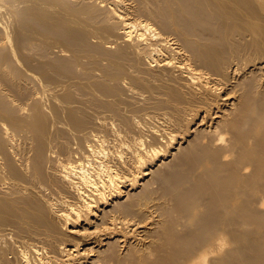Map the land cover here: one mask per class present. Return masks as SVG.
Masks as SVG:
<instances>
[{
    "label": "bare ground",
    "instance_id": "obj_1",
    "mask_svg": "<svg viewBox=\"0 0 264 264\" xmlns=\"http://www.w3.org/2000/svg\"><path fill=\"white\" fill-rule=\"evenodd\" d=\"M123 1H121V2H123ZM134 1L135 0H133V3H134ZM140 1H142V3H139ZM104 2H107V1H101V0L100 1H98V0H0V31H1V28H2V31H4L6 29L5 27L2 26V25L6 24L3 21L4 18L2 16L4 8L9 11V12H7L8 16L10 13L12 16H19V18H20V19H18V22L16 21V23H15L16 26L14 28V31L9 32V34L11 33L9 36H13V37L16 36L14 38V43H15V46L18 48V54L15 53L16 54L15 55L14 53H10V51H8L9 48L7 49L6 45H7V43L9 44L10 39H9V41L7 40L9 37L6 34H4V32H1V34L3 33L6 36L3 37V39H1L2 37H0V39H1L0 40V226L9 225V227H11V228L13 227L14 229H16V233L18 232L16 234V233H14L15 231H13L15 236L18 234H19V236L25 235L27 237V239H29V241L31 240V243L34 241L35 242L38 241L39 243H41L43 245V248L48 250V252L50 254L52 253L54 255V253L57 252V250L61 249V248L64 250V251H62V253H63L62 257L63 258H61V259L56 258V257H53L52 254L50 255L47 251H46L47 253H44L43 249L41 250V248L37 245L38 244V242H37V244H35V245L38 248H40V250L43 251L44 254H46V257H42L43 254L33 244L34 246H32V247H36L37 249L34 248V249L30 250L31 251L30 253L37 254V255H35V258L42 255L41 257H39L40 262L37 264H84L83 263L84 261L82 259V256H83L82 253L83 252L78 251V254H74V251H77V248L80 246L81 242L78 243V241H77V243H74L72 245V244H70V240H68V241L66 240L67 242L64 241V243H63V240L61 239L62 240L61 241L60 238H58V237H60L59 234L63 235L64 232L61 233V229L59 230V227L61 228L62 225L58 226L55 223L56 221L54 220V217L57 214L55 216H53V214H54L53 205H55V203H53L51 199H52V197L54 198L55 194L58 195L57 193H59L58 191L60 190V191H63V193L66 192V194H68V196H70V197H73V199L75 198L74 200H77L78 202H80V201L82 202V207H79L80 205H77V203H76L77 201H75L73 203H69L71 205H69V204L67 205V203H66L67 208L65 210L61 209L62 211H65V212H63V213L60 212V214L56 217V219L59 218V220L63 221L64 224L66 225V227H65L67 230V232L65 231L66 233L71 234V235L73 234V236H81L83 238L82 239L83 243H84V241L86 243V240H87V242L89 240H91V241H93V243H95V244L99 243L100 245H103L105 241H106V244L107 243L109 244L111 241V244H114L116 247L120 246V244H122V245L124 244V246L130 245L129 249H130V247H134V248H132V249H134L132 251H133V253H136V256H134L136 259H133L137 262L135 264H264V218H263L264 216H262L263 219H261V217L258 216V215H264V201L259 203L258 199H257L258 201L254 200L255 202L257 201L256 206H254L255 204L253 202V199H255L253 197H255L256 192L264 191V87H263L264 85H263V82L255 84L251 90V93L247 92L248 88L251 89V84H250V87L236 85V87L238 86L237 88L235 87V85H233L240 78L239 76L241 74H243L242 72H245V69L248 68V66L250 64H253V65L258 64L259 66L264 64V61H263L264 60L263 59L264 58V0H136V2L139 3V5L136 4V7L138 6V8H140L139 10H137V13H138V11H139V13H140V11H142V12H144L145 15L147 14L146 15L147 17L149 16L148 18H150L152 16L153 19L154 18L156 19V20L154 19V21H153L151 18L150 21H152V22H156V21L158 22V20H159L158 23L160 24V22H161L160 25L162 27L160 25H158V27H161L160 29H163V31L164 30L166 31L167 29H169L167 31H170V29L172 30V28H175L178 31V32L177 31L176 32L180 34V35H178V34L177 35L179 37L181 36L182 40L184 39L185 45L187 46V48H189V50L187 49L184 51L186 52V51L191 50L192 52L191 53L189 52V53L190 54L193 53L195 55V58H197V60L199 62H202V64L204 65V68L206 69V71H202L201 70L202 68H201L199 70H201L202 72H200V71H197V67H195V69L193 68L194 66H198L197 64H199L198 61H197L198 63L196 64V62H195L196 59L193 57L194 55H191L192 59L194 61H192L191 56H189L191 61L193 63L195 62V64H196V65L193 64L192 68L190 66L192 63L191 64L189 63L190 64L189 65V64H186L187 62L185 63V61L183 60L184 65H182V66L186 65L185 69H187V71H185V74L187 73L185 75V77L187 79L184 78L185 81L186 80H191V81L200 80L199 81L200 82V89L199 90H201V92L199 91L198 94L196 93V92H198L197 91L198 89L196 87L197 85H196L195 86L196 91H194L195 93L193 92L191 94L192 98H190L192 100H195L198 103V105H196L195 101L191 100L194 103H193V105H190L191 110L188 109L189 113L193 112L192 108H194L196 106L194 108V109L197 108L196 110H194V112L196 114H194V115L196 117L199 116V118L201 120L200 124L201 123L205 124L206 122L209 123L208 126L215 124L214 128L221 127L219 129H222V125H226V126H223L224 128L226 127V129H223L222 131H220L218 129H216V131H212L214 135L217 134L216 135L217 139H215V137H214V139L219 141V144H217L218 146L215 145L213 147V142L211 143L212 145L210 144L211 146L208 144L201 145L198 148L196 146L195 148H193V150L196 148L198 150H196V151L194 150L195 153L192 150V152H191L192 155H190V153L188 154V152L191 151L189 149V151L186 153L188 154L189 158L192 156H193V158L189 159L188 162H187V159L185 158L188 156H185V157L182 156L185 158L186 163H189L190 165L184 163L185 161L184 162L182 161L181 166L182 165L185 166L186 169L189 166L188 169L185 170L184 169L185 167H183V170H185V171H182L181 168H179V167H181L179 165L178 168L181 170L179 173H181V174H178L177 176L176 175L173 176V177H175L173 179L169 176L170 177L169 180H175L176 179L177 181L175 180V182H174L175 184H172V182L169 181L171 183V185L169 182H167L166 185L169 184L168 186H170V188L167 186L169 190H167V191L165 190L167 193L169 191V193H168L169 195H167V196H170L172 199V202L173 203L175 202L176 205H174L172 202H170V203H172V207L169 205L166 206V203L168 204V202H165V204L163 203L164 206L162 204L158 203L160 201H158L156 203V201H154V200H152V198H150V193H148V191H146L145 193H142V194L140 193L141 195L137 194L138 197H136V198H134V196L130 194L134 198V201L132 200L133 198L130 199V200H132L133 203L131 201L129 202L127 200L128 204L126 202L125 205L121 204L120 206H117V207L112 206V208L109 210L105 209L111 205V203H109V201L112 202L114 200L113 198H119V197L123 196L124 193L122 192V185L127 184V186H129V187L131 186V189L135 188V186L137 185V183L139 181L137 178L138 176L137 177L131 176L128 178L127 175H126L127 177L124 176L125 175L124 173H126V171L125 172L123 171L124 175L121 176L120 174H122V173H118L117 171H114L113 170L114 168L112 169L111 165H110V167L105 166V165H109L110 162L109 163L106 162L107 164H105V165H98L97 164L99 167L96 168L97 170L95 169L94 171L88 169V166L90 164L92 165L94 159L97 160V158L101 157L100 155L103 154L104 150L101 151V148L99 149V147L97 146L98 142L97 143L95 142L94 144L98 147V149L102 153L99 152V150L96 147L94 148V146L91 145V143L90 144L85 143L84 136H83L84 134H82V132L87 131V130H84L85 129L84 127L87 126L88 130H89V128H91L92 126L94 127V125L91 124L92 121L90 122L89 119L86 118L87 114L89 115V113H87L86 116L82 117V111H81L82 109L79 110L77 108L80 106L79 100H81V99L76 100L78 97H76V95L74 96L72 93H70V91L72 90V92L76 93L75 90H77V89L82 90V88H84L82 90V93H80V94H83V91L85 92L88 90L89 93H91L90 95L93 96V94L95 93V90H97L98 94L101 93L99 95L100 97L103 94L108 96V101H107L108 105L105 104L106 105L105 106L104 103H102V105H103V106L101 105L102 109H103V107H107V108L109 107L108 109L111 108V110H112V109H114V105L116 104L113 102L114 104L110 105V103H112V98L117 97L118 90H119V93L121 94V92H120L121 87L120 86H121L122 82L125 81V79H127V78H128V80L131 79L133 81L131 83H133L134 85H137L138 87L141 86V87H143V89H146L147 91L148 90L151 91L153 88H156V87H153V86L151 87L150 81L155 82V78L157 76L156 77L154 76L155 78H152L153 79L152 80L149 78H151V76L153 77V75H156V73L152 74L151 76L149 74L150 77H148V78L144 75L147 78V80L148 79L150 80L149 81L150 84H148V82H146L149 86L145 85L146 83L144 84V82H145V81L143 82L144 76L142 75V73L144 71L142 72V69L144 68L143 70H145L148 65L151 66V63L150 64H148V63H149V60L153 58V56H146L147 54L144 52L146 54L145 55L146 58L143 57L144 56L143 51H145V49L144 50L142 49V51H141L140 47H141V45H142V48L144 46L143 45L144 33L140 32V31L135 32V30H137L136 28H138L139 30H140V28H141V30L146 29V32H147V30L151 32V30H149L150 28L152 29V27H150V24H146V23H148L147 21L146 22H144V21L139 22L138 21L141 24H137L136 19L138 17L136 18V16H135L134 18H136L135 19L136 21L135 20L133 21L131 19L132 16L129 17L130 14L129 15L125 14L124 13L125 11L123 12V10L121 9L122 7L120 8V10H122V12L118 9L120 7L117 5V4H119L118 0L113 1V3L115 2L114 4L110 1L112 5H109L110 4L109 1H108V5H105L106 3H104ZM131 2H132V0H131ZM142 4H146V6H149V7H147L148 10L144 9L145 5H142ZM132 6H134V5L132 4ZM132 6H130V7L132 8ZM143 6H144L143 9L146 12L149 11V13H152L153 15H149V13H146L141 8ZM124 7H126V5ZM136 7L134 9L132 8L134 10V12H135ZM129 8H126V9H129ZM131 10H127V12L128 11L131 12ZM142 12L140 14L138 13L140 15V17L143 14ZM4 14H6V13H4ZM138 14H137V16H138ZM134 15H136V14H134ZM4 17H6V16H4ZM14 18H16V17H14ZM157 18H158V20H157ZM9 19H11V18H9ZM202 21L203 22L209 21V22L213 23L214 29L216 30L215 32L216 33L218 32V34H220V36L218 34L216 36L215 32L213 31L214 29L212 30V28H210V26L208 29H211L209 31L214 32L213 36H211L212 33L209 36H207L208 33H210L209 31L207 33H204V35L201 34L200 32H203V29L205 27H202V29H201L200 26H204L205 24L206 25L209 24V23L207 24L205 22H204L205 23L204 24ZM200 22H202V24ZM137 25H139L140 28L137 27ZM156 25H154V27ZM205 29H207V26ZM117 30H119V31H117ZM154 31H155V28H154ZM118 32H119V34H118ZM159 32L158 33L156 32V35L159 34V36H160ZM115 33H116V35H115ZM134 33L135 34L137 33V34L134 35ZM199 33H200V35H202V37L203 36L207 37L206 38L207 40L204 37L202 38L201 36H199L201 38L200 42L202 39L205 40V41L202 40L203 41L202 43L197 41L195 38H194V40L192 39V37H194L195 35H199ZM173 34H174V32H173ZM114 35L115 36L120 35V37H115ZM152 35H155V34H152V32H151V36L150 35L149 36L152 37ZM177 35H176L175 39H177V37H178ZM108 36H110V37L114 36V37H111L112 39H109V40L114 41V39H116V38L120 39L122 37L126 42L124 41L123 43H120L119 45L116 43L117 48H115V47H112V48L113 49L115 48V51H117L116 49H118V48L120 50L116 53H113V50H111V49L109 50L108 47L106 48V46H107L106 42H105L106 44L104 47L102 45H99L97 41H96L97 44L93 43V41H92L93 38H98V39L100 38L101 41H103L102 39L107 38ZM133 36H134V38H133ZM136 36H137V39L133 40V43L136 41L135 42L136 44L134 43V46H133L132 45L133 43L130 44V41L132 42V39H135ZM162 36H163V34L161 35V37ZM110 37H108V38H110ZM146 37H148V36H146ZM161 37H159V39ZM122 38L118 42H122L123 41ZM153 38L154 37H152V40H154L155 38L157 39L158 37H155L154 39ZM150 39L151 38H149V41H150ZM156 39H155V41L159 40V39H157V40ZM109 40H107V41L109 44H111V41H109ZM165 40H167V38ZM165 40L164 41L162 40L163 41L162 45H164V43L166 44ZM182 40H180L179 42H183ZM159 41H157V42L159 43V46H160V44L162 42L160 41L161 42L160 43ZM172 41L176 42L177 40H172ZM114 42H116V41H114ZM146 42H148V41H146ZM157 42L155 43L154 41H151L150 43H153V44H150V43H148V44L153 45V47H154V44L156 45ZM167 42H169V41H167ZM121 44L122 45L123 44H126V45L130 44V46L132 47V49H131L132 51L125 49V48H128L129 45L126 47V46H122ZM162 45L159 47V49L155 48V47H157V46H155L154 47L155 49L153 48V50L160 51V48H162ZM166 45H164L165 49L169 48V47H166ZM179 45H180V43H179ZM167 46H169V44ZM13 47L11 49H13ZM121 47H123V48H121ZM177 47H176V49H177ZM179 47H181V49H182L183 45L179 46ZM4 48L6 49V51L3 50ZM130 48H128V49H130ZM149 48H151V47H149ZM171 48L172 47H170V49ZM57 50H58V52H57ZM153 50H150V52ZM175 51L179 52V51L174 50V49L171 52H175ZM181 51L183 52V50H181ZM15 52H16V50H15ZM56 52L58 54L61 53L63 56L66 55L68 58L59 57V55H57ZM176 52L174 53L175 55L177 54ZM66 53L68 55L70 53H72V56L70 57ZM152 53L153 52H151V55H153ZM180 54L177 55L176 59H180L178 57L183 56L182 53H180ZM166 55L167 54H165L164 57ZM101 57L107 59V61L109 62L108 66H104L102 64V62H104L105 59H103L101 61V59H100ZM167 57H168V55H167ZM167 57H165V59ZM89 59L93 63V66H92L93 68L91 67V70H90V68L86 69L87 68L86 63L89 61ZM158 59H160V57ZM158 59L156 58V59H154V61L159 64L158 65L159 70H161L160 67H171L172 66V63L169 60L160 61ZM171 59H172V57H171ZM176 59H174V60H176ZM190 59H188V60H190ZM260 59H263V60L261 61ZM85 60H87V62ZM188 60L186 59V61H188ZM258 60H260V61H258ZM145 61H147V63ZM179 63L182 64L181 62H179ZM82 64L83 65L85 64L84 66H86L84 69L81 66ZM87 64H90V63H87ZM146 64H148V65H146ZM77 65H78L77 70H80L82 68L84 71L82 69L80 71H76ZM79 65L81 68L79 67ZM141 65H143L144 67ZM154 65L156 66L157 64L154 63L153 66ZM253 65H251V66H253ZM154 67H148L147 69L153 68V70L155 71ZM180 68H179V70H182V68L181 69ZM93 69L96 72L98 70V73H99V71H101L105 77L102 74V78H101V75H100V78L98 76L99 79H102L101 81H98L99 80L98 78H97L98 80H93L94 79L93 75L96 73V72L94 73ZM259 69H262V68L259 67ZM131 70L132 71L135 70V73L139 74V75H129V72H132ZM164 70H162V71H164ZM167 70H170V71L166 72L170 76L171 73L169 74L168 72H171L172 70L171 69H167ZM177 70L175 72L172 71L173 72L172 74L179 71V70L178 71ZM81 71H83V72H81ZM147 71H149V70H147ZM162 71H158V72L161 73ZM92 72H93V75H92ZM181 72H180V74H182ZM98 73H96V74H98ZM39 74L41 76V77L39 76L40 78L38 77ZM164 74H165V72H164ZM176 74H178V73H176ZM263 74H264V71H263ZM161 75H162V73H161ZM94 76L96 79V75H94ZM165 76H166V74H165ZM169 76H166L169 79L167 81V84H169V82H171L172 80L177 81V78L180 77L181 75L180 76L177 75L178 77L177 78L174 77L172 80L170 78H172L173 76L171 75L172 77L170 76V78H169ZM174 76H176V75H174ZM253 76H255V74ZM92 77H93V79H92ZM103 77H104V79H103ZM158 77H157V79H159V81L156 80L157 84H159V82L166 84V81H165L166 77L164 79L159 75H158ZM163 77H164V75H163ZM160 78H162L163 80L161 81ZM61 79L64 81H62ZM72 79H73V81H71ZM79 79H83V81L85 80V83L87 82L86 85H87L88 89H85V86H86L85 83H83V81L79 80ZM37 80L40 81L39 84H41L42 86L43 85L45 86L46 83L53 84L54 88L53 87L51 88L49 84H48V87L46 85V88L42 87L43 89L48 88V90L51 89L55 92V93H53V91H52V93H53L52 99L50 96L52 93H50V95H49L46 91H44L43 89L42 90L48 94L47 96H50L49 98L51 99V102H52V110H53V113L55 114V116L57 117L56 119H58V118L60 119V116L66 117V119H63L64 122L63 121L62 122L58 121V122L61 124H66V125L71 126V128L76 133L73 132L70 135V132L68 131L69 133L66 135L65 134V133H67L66 131L63 132L62 129L59 130L55 125H52V124L47 125L48 122H47V111L46 110L49 109V107L47 108V106L42 105L43 102L40 101V99H41V97L43 98V96H41V97L37 96L40 99L36 98V95H39L40 90H41L40 88L38 89L39 91L34 90L35 87L36 88L38 87L37 86V84H38ZM180 80H182V78ZM203 80H204V82H203ZM243 80H245V79H243ZM248 80H246V81L248 82ZM33 81H35V85H33L34 84ZM80 81L83 84L77 83ZM127 81L125 82L126 84H127ZM176 81H174V82L176 83ZM30 82L31 83L33 82L32 85L35 86V87H33L31 85L33 87V89L30 88ZM111 82H113L115 84L112 86L111 84H109ZM129 82H130V80H129ZM172 82H171V84H172ZM174 82L172 85H174ZM177 82H178L177 84L180 83L179 79ZM162 83H160V84H162ZM54 84L55 85L58 84V85L55 86ZM133 84H131V85H133ZM157 84L154 86H157ZM163 84H162L161 88L164 87ZM177 84H175V86ZM188 84H189V86H191V85L194 86L193 85L194 83L193 84L187 83V85ZM243 84H245V82H243ZM118 85L120 88H118ZM128 85H130V83ZM152 85H153V83H152ZM172 85H170V87H172ZM185 85L183 83L182 87L184 86V88L190 89V87H188L187 85H186L187 87H185ZM198 85H199V83H198ZM230 85H232V86H230ZM239 85H240V83H239ZM227 86H229L231 89L229 88L230 89L229 93L227 92V94L225 96H222V98H221L220 97L221 95H219V94H221L222 92L219 93V91H221V90L224 91ZM39 87H40V85H39ZM73 87L75 88V90ZM123 87L125 88L124 85H123ZM127 87H126V89H128ZM157 87L160 88V85ZM178 87H181V86L179 85ZM246 87H248V88H246ZM89 88H91V89H89ZM131 88H132V86H131ZM164 88L166 89L167 87H164ZM198 88H199V86H198ZM63 89L68 91L64 95H62L60 93V92H63V91H61ZM156 89H155V91L158 90V89L157 90ZM160 89H159V92H163V90L162 89L160 90ZM168 89L171 92L170 95L174 99H175V97L177 99L178 96H180L178 94L177 90L172 89V88H167L166 90H168ZM51 90H49V91H51ZM81 90H79V91L81 92ZM141 90H140V92H141ZM166 90H165V92L167 93ZM180 90H182V89L179 88V91ZM183 90H184L183 92L187 91L186 89H183ZM35 91H36V93H35ZM91 91L94 93L92 94ZM150 91H149V93L154 94V89H153V93ZM86 93H88V92H86ZM132 93H134V92H132ZM157 93H158V91H157ZM166 93H165V95H166ZM216 94L218 95V97H217L218 99L217 98L215 99ZM250 94H251V98L248 99ZM77 95H79V94H77ZM84 95H85V93L83 94V96ZM104 95L102 96L103 99L106 97ZM150 95H149V98H150ZM159 95L163 96L161 94H159ZM185 95H188V94L185 93ZM185 95H183V96H185ZM47 96H46L45 102L48 101ZM73 96L76 98V99H74L76 101L72 100V98H74ZM99 96L98 97L96 96V97L99 98ZM84 97H86V95ZM87 97L89 98V96H87ZM102 97L99 100L98 99L92 100L93 98L92 99L89 98V99H91L93 101V103H95L94 105H96L97 101H98V103L101 102ZM110 97H111V101H109ZM126 97H128V96L126 95ZM186 97H182L181 99H185ZM44 98H45V96H44ZM79 98H82V97H80V95H79ZM86 98H85V100H86ZM88 98H87V100H88ZM115 98H113V100H116ZM118 98H119V95H118ZM123 98H124V96H123ZM156 98H155V100H156ZM160 98H159V100H161ZM37 99L39 100V103L42 102L41 105L38 104ZM43 99H41V100H43ZM94 99H95V97H94ZM105 99H107V98H105ZM105 99H104V101L106 102ZM187 99L190 100L189 98H187ZM240 99H241V101L246 100V99L249 100L248 103L246 100L247 105H245V106L243 105L241 113H239L240 109L237 110L238 107L241 106L240 104H242ZM85 100L83 99V102L90 103L89 100L88 101L87 100L85 101ZM118 100H120L119 103L122 101L121 99H118ZM123 100H125V99H123ZM150 100H153V99L150 98ZM92 101H91V103H92ZM104 101L102 100V102H104ZM129 101H131V100H129ZM77 102H78V105H76V108H75V106H73V105H75L74 103H77ZM180 102H181L180 104L182 105L183 104L182 101H180ZM185 102H186V99H185ZM119 103L116 104L115 107L118 105V108H119ZM165 103L162 102L161 105L162 104L164 105ZM187 103L188 102H186L185 104H187ZM169 104H171V103H169ZM189 104H190V102H189ZM89 105H92V104H88V107H90ZM94 105L92 107H94ZM82 106H83V104L81 105V108H82ZM101 106H100V104H98V106L96 105V107H101ZM136 106H138V105H136ZM157 106H159V105H157ZM166 107L167 106H165L164 109ZM177 107H178V104L176 106V109H178ZM181 107L182 106H179V109ZM183 108L187 109L186 107H183ZM91 109H93V108H91ZM171 109L173 110V112H175V114H177L176 111H174L173 107ZM28 110H29V112H27L28 114H26V111H28ZM89 110H90V108L88 109V111ZM98 110H99V108H98ZM111 110H109V111H111ZM118 110H113L111 112L114 113V111H116L115 113H117ZM181 110L183 111V109H181ZM188 110H186V111H188ZM236 110L239 114H237ZM30 111H31V113H30ZM83 111H85V109ZM100 111H101V109H100ZM102 111H104V110H102ZM186 111H183V112H186ZM48 112H50V111H48ZM106 112H108V111H106ZM120 112H118V116L120 115L119 114ZM177 112H179V111H177ZM115 113H114V115H115ZM50 114L51 113L48 114V117ZM79 115H81V117ZM177 115L180 116V114H177ZM177 115H176V117H177ZM97 116L99 117V115H97ZM115 116H117V115H115ZM121 116H119V117H121ZM125 116H126V114H125ZM125 116H123V117H125ZM98 117H97V119H98ZM180 117H182V114ZM188 117H186V118H188ZM119 119H121V118H119ZM122 119H124V118H122ZM177 119H179V117H177L175 120H177ZM61 120H62V118H61ZM99 121H102V120H99ZM99 121L98 122L93 121V122L100 125L101 122H99ZM182 121H183V123H185L184 119H182ZM123 122L125 123L124 120H123ZM168 122H169V120H168ZM187 123H188V121H187ZM96 124H95V127H96ZM173 124H175V123H173ZM200 124L198 123L197 125H200ZM89 125H91V127H89ZM176 125L179 126L180 122L176 123L174 126L176 127ZM216 125H217V127H215ZM48 126H51V128L53 127L54 129L55 128L58 129L57 135L58 136L60 134L62 135V137L60 136L61 137L60 140L66 139L65 136L63 137V135L72 136V135L76 134V136H74V137H76L77 138L76 140L79 141L80 147L78 146L77 141H76L77 142L76 144H77L78 148H80V150H81V151L79 150V152H81L80 157L81 156L82 157L77 160L78 155L76 156V158L73 154L71 155L72 152L79 153L77 151L78 150L77 148L73 149V147H72L73 144L75 143V140L73 141V139L71 140V142L73 141V144L72 143L70 144L68 142L66 143V142H64L65 140L63 142L68 144V145H71V147H72L71 149L72 150L76 149V151H70L69 150L71 153H69L67 151V154L66 153L64 154V152H66L65 150L66 149L68 150V148L63 147V146L66 147V144H64L62 147L60 146L61 150L65 149L64 152H62L63 150L62 151L59 150V148L57 149V147H58L57 143L60 142V140H58L60 137H58L57 135L56 136L53 135L50 137V135L52 134L50 132H54V131H53V129H51ZM187 126L185 125V127H184V125H183V128H185L184 129L185 132H188V133L192 132L193 127H191L190 129L188 128V130H187L186 129ZM195 126H196V123H195ZM104 127H105L104 125H102V127H101V128H103L102 129L103 131L105 129ZM128 127H129V125H128ZM179 128H181V127L179 126ZM183 128L180 129V130H182V132H184ZM197 128L198 127L196 126V129ZM26 129H28V133H30V135H28V136L33 135L32 136V137H34L33 140L34 141L36 140L35 142H31L33 144L36 143L35 146L34 145L32 146V144H31V146L33 147V148H31L32 153L27 152L23 145L22 146L26 152H23L24 150H21L22 147H21V149H18L19 148L18 146L20 145L19 143L21 142V140H19L17 147H16L15 143L13 142V140L15 139L14 136L16 134L19 135L24 130L26 131ZM50 129L52 131L49 132ZM56 129H55V131H56ZM112 129H113V127H112ZM196 129H195V131L198 132ZM91 130H93V129H91ZM91 130L89 131V135L91 133ZM100 130H99V132H100ZM202 131H204V130L202 129ZM122 132H124V131H122ZM28 133H26V135ZM49 133H50V135H49ZM206 133H209V132H206ZM156 134H157V132H156ZM185 134L182 133L183 136ZM213 134L210 133L209 135H213ZM152 135H151V137H152ZM164 135H166V134L163 133V136ZM167 135H169V134H167ZM10 136H11V138H10ZM12 136H13V138H12ZM19 136H17V138H19ZM70 136L67 137L68 139H66V141H68L70 139ZM91 136H92V133H91L90 137ZM93 136H94V134H93ZM104 136L102 135V137H104ZM172 136L173 135H170V138L168 137L169 140L170 139L172 140L173 138L176 137V135H175V137L173 136V138H171ZM213 136H211V137H213ZM49 137L54 138V139H52L54 141V142H52L53 145L57 141V143L53 147H55L57 149L56 151H58V152L61 151L62 155L64 154L63 157L66 158V160L64 159V161H67V157H70V155L72 156V158L74 156V158L76 160L75 159L73 160L70 157L66 163L64 162V163H61L59 165L58 161H56V160H57V156H60L61 154L60 153L58 154V152L53 150L55 148L50 149V147L52 146V144H50V141H52V140L50 139V141H49L48 140ZM100 137H101V135H100ZM100 137H99V141L101 140V142H106L107 139L105 141H102V139H101L102 137L101 138ZM161 137H162V135H161ZM24 138H26V140H27V136ZM29 138L27 141L32 140L31 138L30 139ZM92 139H95V137H93ZM97 139H95V141H97ZM112 139H114V138H112ZM214 139L212 141H214ZM23 140H25V139H23ZM128 140H130V139L128 138ZM113 141H115V140H113ZM166 141H167V138H166ZM15 142H17V141H15ZM142 142H143V140L141 141V143ZM172 142H174V141H172ZM26 143H24V145ZM108 143H109V141H108ZM108 143H107V145H108ZM169 143L170 142H168L167 144H169ZM216 143H218V142H216ZM21 144H22V142H21ZM76 144H75V146H76ZM141 145H140V147L142 148L143 145L142 146ZM197 145H199V144H197ZM31 146L28 145V148ZM101 146H103V145L100 144V147ZM132 146L135 148V147H137V144H133ZM25 147H27V146H25ZM67 147H69V146H67ZM127 148H129V151H128L129 154L130 153L132 154V152H130V150L132 148H130V147H127ZM69 149H70V147H69ZM135 149H140V148L138 147ZM179 149H180V147H179ZM225 150H227V151H225ZM137 151H136V153H137ZM139 151L138 152L140 154L141 150H139ZM159 151H158V149H153L152 150L153 153H151V151H150V153L152 155L154 154L155 156H153V157L157 158V156L159 155ZM148 152L146 150L147 155H150ZM98 153H100V155H97ZM144 153H142V154H144ZM227 153H229V154L227 155ZM68 154H69V156H67ZM161 154L163 156L164 153H161ZM194 154L197 156H194ZM229 155H230V157H229ZM96 156H99V157L96 158ZM130 157H132V155H130ZM133 157H134L133 161L134 162L136 161V163L133 162L135 164V167H137L138 163L143 164L144 162H147V161H144L146 159L149 161L147 156H146L147 158L145 156H143V158H142V156L139 157V156L134 154ZM144 157H145V159H144ZM149 157H152V156L150 155ZM60 159H62V158H60ZM128 159L131 160L130 158H128ZM128 159L127 160L125 159V160L128 161ZM183 159H180L179 163ZM244 161H246L245 162V164L247 163L246 165H250V164L252 165L250 168H253V166H254V168H253L254 170H253V172L251 171L252 172L251 174H245L244 172L240 173V171L237 172L238 170H236V168H238V166H240L242 164V162H244ZM177 162H178V159H177ZM101 163H103V162L101 161ZM145 165H141V166L142 167L144 166L143 168H145L146 167ZM175 165H176V163H175ZM128 166H131V165L128 164ZM132 167H134V166H132ZM138 167H139V165H138ZM175 167H177V165ZM240 168H242V167H240ZM167 169H165V170H167ZM245 169L246 168H244V170ZM144 171L143 172L141 171L140 173L143 174ZM121 172H122V170H121ZM145 172H147V170ZM140 178H141V176H140ZM65 181L67 183V187L64 184ZM63 184L65 185L66 188L63 187ZM176 184L179 187L173 186ZM62 188H65V189H62ZM149 189H151V188H149ZM149 189H147V190H149ZM157 192L160 193V191H157ZM60 193H59V195H60ZM157 194L158 193H156V195ZM161 194H159V195H161ZM161 196H163V195H161ZM59 198L57 197V199H59ZM180 198H182V199L180 200ZM183 198L185 201H183ZM262 198H263V196H262ZM158 199H159V196H158ZM165 199H167V198H165ZM59 200H64V199L61 197V199H59ZM59 200H58V202H59ZM175 200L176 201L180 200L182 202L177 201L178 202L177 203ZM65 202H68V201H65ZM62 205H63V203L61 204V206ZM63 207L64 206H62V208ZM102 208H104V209H102ZM171 209L173 211H171ZM150 211H152L154 213L158 212V214H159V215L157 214L158 217H160V215H161V217H160L161 219L159 218L160 219L159 222L152 221L151 223L154 222L155 225L159 224V227H160L159 228L160 231L157 229V231H159L158 233L160 234V239H159V241H157L158 242L157 247L158 246H160V248L163 247L164 251L168 250L167 253H172L171 255H169V256H172L171 258L167 257L168 254L163 253V251H162L163 255L165 254L167 258H162V257L157 258L156 257V258H154V259H157L156 262H153V260H151V258H150L151 252L149 253V251L146 249L147 246L149 247V245H147L146 247H144L145 245L139 246L135 243V241H131V239L134 238L132 236V234L135 232V227L137 226V225L136 226L133 225L131 223V220L133 219L135 221L136 218L134 219V216L139 217L143 220L144 216L146 217L147 213ZM175 211H177V212L179 211L180 212L179 214L181 216H184L187 219V224H186V231L187 232L185 231L184 233L183 232L179 233L178 230L176 231V228L183 225V224L181 225V222H180L183 220L179 219L177 215H176L177 217L174 216ZM171 212L173 215L170 214ZM171 216H172V218L175 217V218H173L175 220V223L179 219L178 223H176V224H179V222H180V224H179L180 226L178 225V227H174V222L172 221ZM162 217H164V220L162 219ZM139 218H137V219H139ZM176 218H178L177 221H176ZM61 221H60V224H62ZM70 222L71 223L73 222V225L70 224ZM81 222H84V224L87 225L86 227H84L85 229H79L78 228V226L81 224ZM147 225L149 226V224H147ZM139 227H141V226H139ZM183 227L185 228V226H183ZM2 228H3V226H2ZM5 228H7V226L4 227V229ZM146 230L148 231L149 228L145 227V231ZM152 230H154V229H152ZM179 230H180V228H179ZM62 231H64V230H62ZM136 231H138V230H136ZM7 232H9V231H7ZM229 232L231 234V237L235 236V238H237L236 241L233 240L234 237L231 238V240H229V238H230ZM9 233H8V236H10ZM14 234H13V236H14ZM2 236H4V235H2ZM15 236H14V238L16 240ZM150 236H153V235L150 234ZM20 238H22V237H19V240H17V241H20ZM67 238H69V237H67ZM12 239H13V237H12ZM24 239H25V237H24ZM24 239L22 238V242ZM15 240H14V242H15ZM60 241L63 243L64 247L62 245H61L62 247L59 245ZM233 241L236 242V245L233 243ZM10 242L12 243L11 239H10ZM10 242H9V244H10ZM153 242H152V244H153ZM229 243H230V245H231V243H232V245L234 244V246L231 245L233 247L232 252H230L231 249H229L230 248ZM87 244H89V243H86V245ZM3 245L4 244H2L0 249L3 247ZM13 245H14L13 243H12V247L9 245V248L10 247L13 248L15 246V245L14 246ZM18 245L19 244L17 243L16 247ZM28 245H30V242H28ZM59 246L61 248H59ZM109 246L107 247V245H106L105 247L109 249L110 248ZM4 248L9 251L8 247H4ZM18 248H19V246H18ZM30 248H31V246L28 248V250ZM91 248L89 251L94 250V249L92 250ZM160 248H158V249L160 250ZM5 249L2 248L1 249L2 251L0 250V264H15V263L17 264L16 261H18V260L16 258H18V257L15 258L16 260H14L15 261L14 262L13 259H10L8 257L9 253L5 252L4 251ZM16 249H14V250H16ZM17 250H16V252H17ZM28 250H26V251L28 252ZM83 251H85V250H83ZM19 252L20 251L18 250V253ZM110 252L108 254H110ZM229 252L231 254H229ZM18 253L17 254L15 253L16 256H19ZM24 254H25V252H24ZM57 255H58V253H57ZM57 255L55 253V256H57ZM84 255H85V253H84ZM105 255L108 256L107 253ZM13 256H14V254H13ZM20 256H22V255H20ZM26 256H27V254H26ZM23 257H25V256H23ZM27 257H26V260H27ZM77 257H78V259H77ZM84 257H86V256H84ZM110 257H109V259H114V260L116 259V257L120 258V256L118 254L112 255V253H111ZM33 258H34V256H33ZM104 258L106 259V257H104ZM18 259L20 260V258H18ZM29 259L32 261L31 257H29ZM100 259H101V257H100ZM102 259H103V257H102ZM167 260H168V262H167ZM93 261H95V259ZM100 261L102 262V260H97L96 262H92V260H91L92 264H97ZM26 262H27V264H33V262L30 263L29 260L25 261V263ZM104 262H106V260H104ZM124 262H126V261H124ZM34 264H36V263H34ZM99 264H101V263H99ZM117 264H122V262H120V263L118 262Z\"/></svg>",
    "mask_w": 264,
    "mask_h": 264
},
{
    "label": "rangeland",
    "instance_id": "obj_2",
    "mask_svg": "<svg viewBox=\"0 0 264 264\" xmlns=\"http://www.w3.org/2000/svg\"><path fill=\"white\" fill-rule=\"evenodd\" d=\"M98 1H100V0H98ZM101 1H107V2H104V3H106L105 5H108V1L110 2H112L113 3V1H115V0H101ZM119 2V4H117L118 6H120L118 9L120 10V8L123 10V12L125 13V14H127V15H129V17H131V19L134 21L137 17V24H141V23H139L140 21L141 22H148V23H146V24H150V27H152V29L150 28L149 30H151V32H152V34H155V35H152V37H158L157 39H159V37H161V35L163 34V38L161 37L159 40L162 42H160L159 40H157L156 38V40L157 41H159L161 44H160V46L163 44V41L167 38V40H165L166 41V44L168 45L169 44V46H167L165 43H164V45H166V47H169V48H167V49H165V47H164V45H162V48H160V51H157V50H153V48L155 47V46H157V47H155V48H158L159 49V43L157 42V41H155V39L154 40H152V37H150L151 36V32L150 31H148L147 30V32H146V29H144V30H141V28L139 27V25H137V27H139L140 28V30L138 29V28H136L137 30H135V32L137 31V32H142V33H144V36H143V45L145 46H143V48H142V45H141V51H142V49L144 50L145 49V51H143V57H145L146 58V56H153V58L152 59H150L149 60V63L148 64H150L151 63V66H149L148 64H146V65H148L147 66V68L148 67H154L153 66V64L155 63V64H157L155 67H154V69H155V71L153 70V68H149V69H147L146 67V69L145 70H143L142 69V75L144 76H146L147 78L148 77H150L152 74H154V73H156V75H153V77L151 76V78H149V79H152V78H155L156 76L158 77V75L159 76H161L163 79L166 77V76H169L166 72L167 71H170V70H167V69H171L173 72H175L177 69L179 70V68L181 67L182 68V70H177L178 72H176V73H178V74H176V73H174V74H172L173 72L171 71V72H168L169 74H170V76L172 77V78H170V76H169V78L172 80L174 77H178L177 75H181L180 77L182 78V80H180L181 78L180 77H178L177 78V81H178V79H179V84H177L178 82L176 81V80H174V81H176V83L174 82V85H172L173 84V82H172V84H171V82H169V84L170 85H172V87H170V85L169 84H167V81L169 80L168 79V77H166L165 79V81H166V84H163L162 82H159V84H157V82H156V80L157 81H159V79H157V77L155 78V82H153V81H150L149 79L147 80V78L144 76L143 77V82H144V84L146 83V82H148V84H150L149 83V81L151 82V87L153 86V87H156L157 89L159 88V87H157V86H159L160 85V88L162 87V84H163V86L164 87H167V88H172V89H175V90H177V92H178V94L180 95V96H178V98L176 99V97H175V99L170 95L171 94V92L169 91V89L168 90H166L164 87L163 88H161L162 90H163V92H159V89L157 90L156 88H153L154 89V94H151V93H149V91L150 90H146V89H143V87H141V86H137V85H134L133 83H131V82H133L131 79H129L130 80V82H129V80H128V78L127 79H125V81H123L122 82V84H121V88L119 87V85H118V88H120V92H121V94L119 93V90H118V94H117V97L115 98V97H113V98H115L116 100H113V98H112V103H110V105H113L114 103H116V104H118L119 103V101L120 100H118V99H121L122 101L119 103V108H118V105L115 107V105H114V109H112L111 110V108L110 109H108L107 107H103V109H102V103H104V105L105 104H107V101H108V96H106V95H104V96H106L105 98H107V99H105L106 100V102L104 101V99H103V95L101 96L102 97V100L104 101V102H102V100H101V102H99L98 103V101H97V106H98V104H100V106L101 107H96V105H94L95 103H93V101L92 100H99L101 97L99 96L100 94H98V91L97 90H95V93L94 92H92V94H93V96L92 95H90L91 93H89V91L87 90V91H83V94L85 93V95H86V97L87 96H89V98H93L92 100L91 99H89L88 97V100L90 101V103H88V102H83V99L85 100V98L86 97H84L83 96V94H80V93H82V90L84 89V88H82V90L81 89H79V90H81V92L77 89V90H75V88H74V90L76 91V93L77 94H79L80 95V97H84L83 99L82 98H79V95H77L76 93H74V92H72V90L70 91V93H72L74 96L76 95V97H78L77 99L74 97V98H72V100H74V99H76V100H78V99H81V100H79L78 102H79V104H80V106L79 107H77L79 110H81L82 111V117L83 116H86V114L87 113H89V115L87 114V116H86V118L87 119H89V121L91 122L92 121V125H94V127L92 126L91 127V125H89V127H91V128H89V130H88V127L87 126H85L84 128V130H87V131H83L82 132V134H84L83 136H84V141H85V143H87V144H90L91 143V145H93L94 146V148L96 147L97 149H98V147H99V149L101 148V151H103L104 150V152H103V156L102 155H100V153H98L97 155H100L101 157H99V156H96V158L97 157H99V158H97V160H93V163H92V165L90 164L89 166H88V169L89 170H92V171H94L96 168H98L99 166L98 165H105V164H107V163H109V165H105V166H107V167H110V165L112 166L111 168L114 170V171H117L118 173H122V174H120L121 176L122 175H124V176H128V178L129 177H131V176H135V177H137L138 178V183H137V185L135 186V188H133V189H131V186L129 187V186H127V184H123L122 185V192L124 193L123 194V196H121V197H119V198H113L114 200L111 202V201H109V203H111V205L110 206H108L107 208H105L106 210H109V209H111L112 208V206H120L121 204L123 205H125L126 204V202H127V200L130 202H132V200L134 201V198H136V197H138L137 196V194L138 195H141L142 193H145L146 191H148V193H150V198H152V200H154V201H156V203L158 202V201H160V202H158V203H160V204H162L163 206H164V204H165V202H168V204L166 203V206L167 205H169V206H171L172 207V199H171V197L170 196H167V195H169L168 193H169V191H168V193L166 192L167 190H169L168 189V187L170 188V186H168L169 184H167L166 185V183L167 182H172V184H175L174 182H175V180H169V178L171 177L172 179L173 178H175V177H173V176H177L178 174H181V173H179L181 170L182 171H185V170H187L188 169V167H187V169H186V167L185 166H181V162L183 161H185V158L187 159V162L189 161V159H191V158H193V156L192 157H190L189 158V156H188V154L190 153V155H192L191 154V152H192V150H193V148H195L196 146H197V148L199 147V146H201V145H206V144H208V145H210L212 142H213V147L215 146V145H217V144H219V141L218 140H215V139H217L216 138V135H214L213 134V132L212 131H216V129H218V130H220V131H222L223 129H226V127L224 128L223 126H226V125H222V129H219V128H221V127H217V125L215 126V127H217V128H214V125L215 124H212V125H210V126H208V124L209 123H205V124H200V122H201V120H200V118H199V116H195L194 114H196L195 112H194V110H196V109H194V108H192L193 110V112H190L189 113V110H191L190 109V105H193V103L194 102H192V101H195V100H192V99H190V98H192V93L194 92V91H196V87H197V91L198 92H196L197 94L199 93V91L201 92V90H199L200 89V80H194V81H191V80H186L185 81V79H187L186 77H185V75L187 74H185V71H187V69H185V67H186V65L185 66H182V65H184L183 64V62L185 61V63L186 64H189L190 66H191V68L193 67L192 65L194 64V65H196L199 61L197 60V58H195V55L192 53V54H190L192 51L190 50V51H184V50H189V48H187V46L185 45V43H184V39L182 40V38H181V36L179 37L178 35H180L179 33H177L178 31L175 29V28H172V30L170 29V31H167V30H169V29H167L165 32L163 31V29H160L162 26L160 25L161 24V22H160V24L158 23L159 22V20H158V18H157V20H158V22L156 23V22H152V21H150V19L152 18V20L154 21V19H153V17L151 16L150 18H148L145 14H144V12H142V11H140V13L142 12L143 14V16L141 15V17H140V13H139V11H138V13H137V10H139L140 8H138V6L136 7V4L137 5H139V3H142V1H140L139 3L138 2H136V0L134 1V3H133V0H132V2H131V0H118ZM121 1H123V2H121ZM111 2H110V4L109 5H112L111 4ZM122 4H121V3ZM127 2V3H126ZM130 4H129V3ZM115 3V2H114ZM113 3V4H114ZM126 3V4H125ZM144 3V2H143ZM132 4L136 7V9H135V12H134V6H132ZM123 5V6H122ZM126 5V7H124ZM142 5H145V8H144V6L143 7H141L142 9L144 8V9H146V10H148V8L147 7H149V6H146V4H142ZM114 6V5H113ZM130 6H132V8L130 7ZM130 7V8H129ZM140 7V6H139ZM125 8V9H124ZM126 8H129V9H126ZM133 11H132V10ZM143 9V10H144ZM122 10H120L121 12H122ZM127 10H131V12L130 11H128L127 12ZM5 11V12H4ZM4 11H3V14L4 13H6V14H2V16H3V18H4V22L6 23L5 25L7 26H5V25H2L3 27H5L6 29L4 30V31H2V28H1V31H0V37H2L1 39H3V37H5L6 35L9 37L7 40L9 41V39H10V41H9V44L7 43V49H8V51H10V53H16V54H18V48L15 46V43H14V38L16 37H13V36H9L10 34H9V32H13L14 31V28H15V26H16V21L18 22V19H20L19 18V16H12L10 13H9V16H8V13L7 12H9L7 9H5L4 8ZM145 11V10H144ZM134 12V13H133ZM146 12V11H145ZM146 13H149V11H147ZM134 14H136V15H134ZM137 14H138V16H137ZM11 15V16H10ZM149 15H153L152 13H149ZM4 16H6V17H4ZM136 16V18H134ZM8 17V18H7ZM14 17H16V18H14ZM147 17V18H146ZM9 18H11V19H9ZM141 19V20H140ZM135 20V21H136ZM156 20V19H155ZM15 21V22H14ZM139 21V22H138ZM152 22V23H151ZM203 22V21H202ZM202 22H200L201 24H202ZM205 22V21H204ZM203 22V23H204ZM136 23V22H135ZM199 23V24H200ZM205 23H209L208 25H206ZM204 24V26H200V28L202 29V27H205L206 28V26H207V29L209 28V26H210V28H212V30L214 29V24L213 23H211V22H205ZM143 24V23H142ZM145 24V23H144ZM156 25L155 27H154V25ZM200 24V25H201ZM158 25H160L161 27H158ZM155 28V31L158 33L159 31V33H160V36H159V34L158 35H156V32L154 31V28ZM12 30H11V29ZM204 28V29H205ZM175 29V30H174ZM200 29V30H201ZM203 29V32H200L201 34H203L204 35V33H207L209 30H211V29H205L204 30ZM153 30V31H152ZM117 31H119V30H117ZM174 32V34H173V32ZM177 31V32H176ZM202 31V30H201ZM214 32L216 31L215 29L213 30ZM213 31H209L210 33H208V35L207 36H209L211 33H212V35L211 36H213V34H214V32ZM1 32H4V34H6V35H4L3 33L1 34ZM146 32V33H145ZM155 32V33H154ZM164 32V33H163ZM117 33V32H116ZM116 33H115V35H116ZM162 33V34H161ZM200 33H199V35H195L194 37H192V39L194 40V38L197 40V41H199L200 42V37L199 36H201L202 37V35H200ZM118 34H119V32H118ZM137 34V33H136ZM135 33H134V35H136ZM167 34V35H166ZM178 34V35H177ZM217 34H218V32L216 33L215 32V35L217 36ZM114 35V36H115ZM148 36V37H146V36ZM150 35V36H149ZM176 35L178 36L177 37V39H175L176 38ZM219 36H220V34H218ZM114 36H111V37H114ZM193 36V35H192ZM206 36V35H205ZM108 37H110V36H108ZM103 38L102 40L103 41H101V39L99 38H93L92 39V41H93V43H95V44H97V42H98V44L99 45H102V46H104L105 47V44L107 45L106 46V48L108 47V49L110 50H113V53H116V52H118L120 49L118 48V49H116L117 51H115V48H117V44L119 45L120 43H123L125 40L123 39V41L122 42H118L119 40H121V38L120 39H118V38H116V39H114V41H116V42H114L113 40H109V39H112L111 37L110 38ZM115 37H120V35L118 36H115ZM183 37V36H182ZM204 37V36H203ZM202 37V38H203ZM133 38H134V36H133ZM149 38H151L150 39V41H149ZM205 39L207 38V37H204ZM0 39V40H1ZM109 40V41H111V44H109L108 43V41L107 40ZM137 39V36H136V38L135 39H132V42L130 41V44H132L133 43V40H136ZM163 41H162V40ZM169 39V40H168ZM172 40H177L176 42L174 41H172ZM180 40H182L183 42H179ZM202 40H204V39H202ZM201 40V42L200 43H202L203 41ZM207 40V39H206ZM95 41V42H94ZM97 41V42H96ZM146 41H148V42H146ZM151 41H154L155 43L157 42V44L155 45L154 44V47H153V45H150V44H153V43H150ZM167 41H169V42H167ZM172 41V42H171ZM205 41V40H204ZM106 42V43H105ZM113 42V43H112ZM126 42V41H125ZM136 42V41H135ZM134 42V43H135ZM146 42V43H145ZM13 43V44H12ZM117 43V44H116ZM129 43V42H128ZM134 43L132 44L133 46H134ZM145 43V44H144ZM148 43H150V44H148ZM174 43V44H173ZM179 43H180V45H179ZM184 43V44H183ZM109 44V45H108ZM114 44V45H113ZM130 44H128L129 46H130ZM136 44V43H135ZM149 46H148V45ZM171 44V45H170ZM176 44V45H175ZM122 45V44H121ZM128 45H126V44H123L122 46H128ZM147 45V46H146ZM173 45V46H172ZM183 45V47H182V49H181V47H179V46H182ZM10 46V47H9ZM14 46V47H13ZM128 46V48H130ZM179 48H178V47ZM13 47V49H11ZM111 47V48H110ZM112 47H115L114 49L112 48ZM119 47V46H118ZM148 47V48H147ZM149 47H151V48H149ZM170 47H172L174 50H177V51H179V52H176L177 54L175 55L174 53L175 52H171V51H173V49L171 48L170 49ZM175 47V48H174ZM176 47H177V49H176ZM6 48V47H5ZM3 49L4 51H6V49ZM121 48H123V47H121ZM125 48V47H124ZM128 48H125L126 50H131L132 49V47L130 48V49H128ZM154 48V49H155ZM11 49V50H10ZM171 51H170V50ZM180 49V50H179ZM15 50H16V52H15ZM150 50H153V51H151V52H153L152 54L153 55H151V52H150ZM163 50V51H162ZM165 50V51H164ZM169 50V51H168ZM181 50H183V52L181 51ZM115 51V52H114ZM132 51V50H131ZM147 51V52H146ZM157 51V52H156ZM34 52V51H33ZM57 52H58V50H57ZM56 52V53H57ZM112 52V51H111ZM130 52V51H129ZM167 52V53H166ZM190 52V53H189ZM157 53V54H156ZM180 53H182V55L183 56H181V57H178V58H182L181 60L180 59H176L177 58V55H179ZM15 54V55H16ZM61 53H57V55H59V57H62V58H68L66 55L65 56H63L62 54V56L60 55ZM67 54V53H66ZM131 54V53H130ZM156 54V55H155ZM165 54H167L168 55V57L170 58H168L167 57V55L165 56V57H167L166 59H165V57H164V55ZM172 54V55H171ZM190 54V55H189ZM68 55V54H67ZM146 55V56H145ZM175 55V56H174ZM181 55V54H180ZM191 55H194L193 57L196 59L195 60V62H196V64H195V62L193 63L192 61H194L193 59H192V56ZM68 56H72V53H70ZM158 56V57H157ZM185 56V57H184ZM188 56V57H187ZM189 56H191V59H192V61H191V59L189 58ZM69 57V58H70ZM160 57V59H158ZM162 57V58H161ZM171 57H172V59L174 60V59H176V60H172L171 59ZM158 59V60H160V61H162V60H169L171 63H172V68L171 67H160V69L161 70H159L158 68H159V64L157 63V62H155L154 61V59ZM164 58V59H163ZM101 59V61L103 60V59H105L104 60V62H102V64L104 65V66H108L109 65V62L107 61V59L106 58H103V57H101L100 58ZM186 59L188 60V59H190V60H188V61H186ZM264 59V58H263ZM263 59H260L261 61L263 60ZM172 60V61H171ZM178 60V61H177ZM180 60V61H179ZM184 60V61H183ZM260 60H258V61H260ZM86 62H87V60H85ZM91 60L89 59V61L87 62V63H90V64H87L86 63V66H87V68L86 69H89L90 68V70H91V67L93 66V63H92V61L90 62ZM179 63V62H181L182 64H178L177 62ZM198 61V62H197ZM257 61V60H256ZM264 61V60H263ZM146 63H147V61H145ZM176 62V63H175ZM248 62V61H247ZM246 62V63H247ZM92 63V64H91ZM85 65V64H84ZM83 64L81 65L82 67H83V69L86 67V66H84ZM198 66H194L193 68L195 69V67H197V71H200V72H202V71H206V69L204 68V65L202 64V62H199V64H197ZM200 65V66H199ZM251 65H253V64H250L249 66H248V68H246L245 69V72H242L243 74H241L239 77V79L235 82V84H233V85H235V87H236V85H238V86H248V87H250V84H251V89L250 88H248V87H246V88H248L247 89V92L249 93H251V90H252V88L254 87V85L255 84H258V83H262L263 82V85H264V74H263V71H264V64L263 65H253V66H251ZM90 66V67H89ZM141 66H143V65H141ZM263 66V67H262ZM79 67H80V65H79ZM144 67V66H143ZM157 67V68H156ZM175 67V68H174ZM259 67H261L262 69H259ZM81 68V67H80ZM93 68V67H92ZM174 68V69H173ZM180 68V69H181ZM202 68V69H201ZM78 69V65H77V68H76V71H80V70H77ZM82 69V70H83ZM85 69V70H86ZM151 69V70H150ZM165 69V70H164ZM176 69V70H175ZM199 69H201V70H199ZM205 69V70H204ZM94 70V69H93ZM92 70V71H93ZM147 70H149V71H147ZM153 70V71H152ZM162 70H164V71H162ZM175 70V71H174ZM84 71V70H83ZM83 71H81V72H83ZM132 71V70H131ZM147 71V72H146ZM153 73H152V72ZM158 71H162L161 73H162V75H161V73H159ZM182 71V72H181ZM184 71V72H183ZM261 71V72H260ZM96 71L94 70V73H95ZM158 72V73H157ZM164 72H165V74H166V76H165V74H164ZM180 72L182 73V74H180ZM96 73H98V70H97V72ZM94 74V75H96V79H95V76L93 75V72H92V75H93V77H94V79H93V77H92V79L93 80H98L99 78H100V75H101V78H102V72L101 71H99V73L98 74ZM101 73V74H100ZM141 73V72H140ZM146 73V74H145ZM253 73V74H252ZM257 73V74H256ZM149 74H150V76H149ZM255 74V76H253ZM261 76H260V75ZM129 75H139V74H136L135 73V70L134 71H132V72H129ZM148 75V76H147ZM163 75H164V77H163ZM174 75H176V76H174ZM184 75V76H183ZM260 77H259V76ZM40 76V74L38 75V77ZM98 76H99V78H98ZM103 76H104V74H103ZM155 76V77H154ZM183 76V77H182ZM263 76V77H262ZM41 77V76H40ZM39 77V78H40ZM105 77V76H104ZM104 77H103V79H104ZM98 78V79H97ZM159 78V77H158ZM162 78H160V80L162 81L163 79ZM185 78V79H184ZM245 79V80H243V79ZM261 78V79H260ZM147 81H146V80ZM250 81H249V80ZM256 79V80H255ZM62 80V79H61ZM76 80V79H75ZM74 80V81H75ZM79 80H82L83 81V79H79ZM78 80V81H79ZM91 80V79H90ZM102 79H99L98 81H101ZM128 80V81H127ZM153 80V79H152ZM242 80V81H241ZM246 80H248V82L246 81ZM259 80V81H258ZM62 81H64V80H62ZM71 81H73V79L71 80ZM77 81V80H76ZM75 81V82H76ZM88 81V80H87ZM104 81V80H103ZM127 81V84L125 83ZM164 81V82H165ZM185 81V82H184ZM253 81V82H252ZM33 82H34V84H33ZM32 83L30 82V88H32L33 89V87H35V86H33V85H35V81H33ZM37 82H38V84H39V82L40 81H38L37 80ZM36 82V83H37ZM184 83V85L186 84L187 85V83H194L193 85L194 86H189V84L187 85L188 87H190V89L189 88H184V86L182 87V84ZM187 82V83H186ZM203 82H204V80H203ZM243 82H245V84H243ZM77 83H81V84H83V83H85V80L83 81V83L80 81V82H77ZM87 83V82H86ZM86 83H85V85H86ZM130 83V85H128ZM135 83V82H134ZM152 83H153V85H152ZM155 83V84H154ZM160 83H162V84H160ZM197 83V84H196ZM198 83H199V85H198ZM239 83H240V85H239ZM254 83V84H253ZM33 84V85H32ZM37 84V88L35 87V89L34 90H36V91H39L38 89L40 88L41 90H40V93H39V95H36V98H39V97H41V96H43V98H44V96H45V98L43 99L42 97H41V99H43V100H41L40 98V101H42L43 102V104L42 105H45V106H47V108L49 107V109H47L45 106V108L47 109L46 111H47V125H50V124H52V125H55L59 130L60 129H62L63 130V132L64 131H66L67 133H65L66 135L70 132V135L73 133V132H75L72 128H71V126H69V125H66V124H61V123H59L58 121H60V122H64V120L63 119H66V117L65 116H60V119L58 118V119H56L57 117L55 116V114L53 113V110H52V102H51V99H52V95H53V93H55L53 90H51V89H49V90H51V91H49L48 90V88L47 89H45L46 88V85H47V87H48V84L49 83H46L45 84V86L43 85H41V84H39L40 85V87H39V85ZM80 84V85H81ZM109 84H111L112 86L115 84V83H113V82H111V83H109ZM131 84H133V85H131ZM147 83L145 84V85H147V86H149ZM157 84V86H154V85H156ZM175 84H177L176 86H175ZM253 84V85H252ZM33 87H32V86ZM50 85V87L52 88L53 87V84H49ZM52 85V86H51ZM55 85V84H54ZM58 85V84H57ZM57 85H55V86H57ZM84 85V86H85ZM123 85L125 86V88L123 87ZM181 86V87H178V86ZM185 85V87H187ZM197 85V86H196ZM83 86V85H82ZM116 86V85H115ZM128 86V87H127ZM131 86H132V88H131ZM134 86V87H133ZM136 86V87H135ZM169 86V87H168ZM196 86V87H195ZM198 86H199V88H198ZM230 86H232V85H230ZM237 86V87H238ZM42 87H45L44 89L42 88ZM49 87V88H50ZM87 87V85L85 86V89H88V87ZM126 87L128 88V89H126ZM141 87V88H140ZM194 87V88H193ZM236 87V88H237ZM264 87V86H263ZM54 88V87H53ZM138 88V89H137ZM179 88H181L182 90H180L179 91ZM193 88V89H192ZM230 87L229 86H227L226 88H225V90L224 91H222L221 89V91H219V93H221V94H219V95H221L220 97L222 98V96H225L226 94H227V92L229 93V90L231 89H229ZM46 91L49 95H50V93H52V91H53V93L50 95L51 96V99L49 98L50 96H47L48 94L47 93H45L44 91ZM89 89H91V88H89ZM142 89V90H141ZM153 89L150 91V92H152L153 93ZM155 89L158 91V93H157V91H155ZM160 89V90H161ZM183 89H186L185 91L186 92H183L184 90ZM195 89V90H194ZM69 90V89H68ZM73 90V91H74ZM131 90V91H130ZM134 90V91H133ZM139 92H138V91ZM140 90H141V92H140ZM146 90V91H145ZM165 90L167 91V93L165 92ZM190 92H189V91ZM36 91H35V93H36ZM43 91V92H42ZM61 91H63V92H60L62 95H64L66 92H68V91H66V90H61ZM97 91V92H96ZM182 91V92H181ZM86 92H88V93H86ZM132 92H134V93H132ZM156 92V93H155ZM189 92V93H188ZM37 93V94H38ZM45 93V94H44ZM59 93V94H60ZM128 93V94H127ZM165 93H166V95H165ZM185 93L186 94H188V95H185ZM195 93V92H194ZM43 94V95H42ZM151 94V95H150ZM158 94V95H157ZM159 94H161V95H163V96H160ZM185 95V96H183V95ZM224 94V95H223ZM82 95V96H81ZM98 97L99 96V98H97L96 96ZM118 95H119V98H118ZM124 96V98H123V96ZM126 95L128 96V97H126ZM149 95H150V98H152L153 100H150V98H149ZM157 97H155V96ZM37 96H39V97H37ZM46 96L48 97L47 98V102H45V99H46ZM187 96V97H186ZM94 97H95V99H94ZM132 97V98H131ZM161 97V98H160ZM182 97H186L185 99H186V102H188L187 104H185L186 102H185V99H181ZM218 97V95L216 94V97H215V99ZM87 98H86V100H87ZM118 98V99H117ZM155 98H156V100H155ZM159 98L161 99V100H159ZM187 98H189L190 100H188ZM249 98H251V94L249 95V97H248V99ZM123 99H125V100H123ZM159 101H158V100ZM218 99V98H217ZM242 99V98H241ZM241 99H240V101H241ZM248 99H246L247 100V103H248ZM38 100V99H37ZM36 100V101H37ZM76 100H74V101H76ZM85 100V101H86ZM87 100V101H88ZM129 100H131V101H129ZM188 100V101H187ZM192 100V101H191ZM246 100H243V101H241L242 102V104H240L241 106L240 107H238V109L237 110H239V113H241V110H242V107H243V105L245 106V105H247L246 104ZM91 101H92V103H91ZM109 101H111V97H110V99H109ZM116 101V102H115ZM154 101V102H153ZM177 101V102H176ZM180 101H182V105L180 104L181 102ZM38 102V104H40L41 105V103H39V100L37 101ZM78 102L77 103H74L75 105H73V106H75V108H76V105H78ZM114 102V103H113ZM165 103L164 105L162 104L161 105V103ZM189 102H190V104H189ZM45 103V104H44ZM83 104V106H82V108H81V105ZM86 103V104H85ZM169 103H173L172 105L171 104H169ZM192 103V104H191ZM195 103H196V105H198V103L195 101ZM88 104H92V105H89L90 107H88ZM177 104H178V109H176V106H177ZM94 105V107H92ZM108 105V104H107ZM136 105H138V106H136ZM157 105H159V106H157ZM174 108V111H176V113L177 114H180V116H181V114H182V117H180V116H178L177 114H175V112H173V110L171 109L172 107ZM175 105V106H174ZM106 106V105H105ZM133 106V107H132ZM162 106V107H161ZM165 106H167L165 109H164V107ZM179 106H182L180 109H179ZM86 107V108H85ZM137 107V108H136ZM139 107V108H138ZM170 107V108H169ZM183 107H186L187 109H185V108H183ZM193 107V106H192ZM85 109V111H83L84 109ZM90 108V110L88 111V109ZM91 108H93V109H91ZM97 108V109H96ZM98 108H99V110H98ZM107 108V109H106ZM169 108V109H168ZM100 109H101V111H100ZM121 111H119V110ZM138 111H137V110ZM160 109V110H159ZM168 109V110H167ZM181 109H183V111H186V110H188V111H186V112H183ZM185 109V110H184ZM97 110V111H96ZM102 110H104V111H102ZM109 110H111V111H113V110H118L117 111V113H115L116 111H114V113H115V115H117L118 116V112H120L119 114V116H121V117H119V118H124V119H119L117 116H115L114 115V113L113 112H111V111H109ZM146 110V111H145ZM165 110V111H164ZM237 110H236V112H237ZM48 111H50V112H48ZM99 111V112H98ZM106 111H108V112H106ZM153 111V112H152ZM159 111V112H158ZM177 111H179V112H177ZM182 111V112H181ZM27 112H29V110L28 111H26V114H28ZM105 112V113H104ZM146 112V113H145ZM169 112V113H168ZM30 113H31V111H30ZM49 113H51L50 115H49V117H48V114ZM85 113V114H84ZM94 113V114H93ZM99 113V114H98ZM111 113V114H110ZM113 113V114H112ZM124 113V114H123ZM192 113V114H191ZM238 112H237V114H239ZM102 114V115H101ZM125 114H126V116H125ZM190 114V115H189ZM97 115H99V117L97 116ZM176 115H177V117H179V119H177V120H175L177 117H176ZM185 115V116H184ZM203 115V114H202ZM80 117H81V115H79ZM123 116H125V117H123ZM165 116V117H164ZM171 116V117H170ZM189 116V117H188ZM89 117V118H88ZM97 117H98V119H97ZM101 117V118H100ZM117 117V118H116ZM127 117V118H126ZM135 117V118H134ZM186 117H188V118H186ZM52 118V119H51ZM61 118H62V120H61ZM113 118V119H112ZM117 120H116V119ZM174 118V119H173ZM184 119L185 120V123H183V121H182V119ZM198 118V119H197ZM109 119V120H108ZM132 119V120H131ZM172 119V120H171ZM99 120H102V121H99ZM113 122H112V121ZM123 120L125 121V123L123 122ZM168 120H169V122H168ZM101 122L100 123V125L102 124V125H104L105 127V129H104V131L102 130L103 128H101L102 127V125L100 126V125H98V124H96V123H94V122ZM122 121V122H121ZM187 121H188V123H187ZM192 121V122H191ZM208 121V120H207ZM121 122V123H120ZM133 122V123H132ZM171 122V123H170ZM180 122V127L181 128H179V126L178 125H176V127L174 126L176 123H179ZM109 123V124H108ZM115 123V124H114ZM119 123V124H118ZM132 123V124H131ZM173 123H175V124H173ZM195 123H196V126L198 127L197 129H196V126H195ZM200 124V125H197V124ZM90 124V123H89ZM95 124H96V127H95ZM171 124V125H170ZM51 125V126H52ZM108 125V126H107ZM118 125V126H117ZM128 125H129V127H128ZM182 125V126H181ZM183 125H184V127H185V125L187 126L186 127V129L188 130V128L190 129L191 127H193L192 129L194 130H192V132H185V128H183ZM51 126H48V127H50L51 128ZM54 126V127H55ZM99 128H98V127ZM121 126V127H120ZM167 126V127H166ZM209 128H208V127ZM107 127V128H106ZM109 127V128H108ZM112 127H113V129H112ZM127 127V128H126ZM215 129H213V128ZM130 128V129H129ZM183 128V131L184 132H182V130H180V129H182ZM51 129H53V131L55 132H50V131H52ZM50 130H49V132L50 133H52L51 135H50V133H49V135H50V137L51 136H56L57 135V130L58 129H56V131H55V129L52 127ZM91 129H93V130H91ZM101 129V130H100ZM124 129V130H123ZM134 129V130H133ZM195 129L198 131V132H196L195 131ZM202 129L204 130V131H202ZM213 129V130H212ZM73 130V131H72ZM91 130V133H92V136L90 137V135H91V133H90V135H89V131ZM97 130V131H96ZM99 130H100V132H99ZM111 130V131H110ZM128 130V131H127ZM136 130V131H135ZM155 130V131H154ZM186 130V131H187ZM69 131V132H68ZM93 131V132H92ZM113 131V132H112ZM118 131V132H117ZM122 131H124V132H122ZM209 132V133H206V132ZM211 131V132H210ZM219 131V132H220ZM151 132V133H150ZM156 132H157V134H156ZM26 133H28V129H26V131L24 130L22 133H20L19 135L18 134H16L17 136H19V138H17V136L15 137L14 136V138L16 139H14L15 141H17V142H15L14 140H13V142L15 143V145H16V147L18 146L17 144H18V142H19V140H21V142H22V144H21V142L19 143L20 145L18 146L19 148L18 149H21V147H22V149L21 150H24V148H25V150L27 151V152H31V148H33L32 146L34 145L35 146V144L36 143H31V142H35L33 139H34V137H32V136H28V135H30V133H28L27 135H26ZM76 133V132H75ZM74 133V134H75ZM155 133V134H154ZM163 133L164 134H169V135H164L163 136ZM182 133L183 134H185L184 136L182 135ZM213 134V135H209V134ZM24 136H23V135ZM93 134H94V136H93ZM99 134V135H98ZM109 134V135H108ZM154 136H153V135ZM66 135H63V137L65 136V138L66 139H68L67 137L68 136H70V135H68V136H66ZM96 135V136H95ZM100 135H101V137H102V135L104 136V137H100ZM151 135H152V137H151ZM161 135H162V137H161ZM170 135H173L174 137H175V135H176V137L175 138H173V136L171 137V138H173L171 141L169 140V138H170ZM180 135V136H179ZM209 135V136H208ZM228 135V134H227ZM27 136V140H28V138L30 137H32L31 139L33 140H30V141H27L26 140V138H24V137H26ZM58 136V135H57ZM62 137V135L60 134L58 137ZM74 136H76V134L75 135H72V136H70V139L68 140V141H66V139H63V140H60L61 139V137L58 139V140H60V142H58L57 143V141H56V143H57V145H58V147H57V149L59 148V150H61V148H60V146L62 147L64 144H66L67 142L68 143H72L73 144V141L75 140V143L73 144V149L74 148H77L78 150V152H79V150H80V148H78V146L80 145L79 144V141H77L76 139V137H74ZM107 136V137H106ZM114 136V137H113ZM126 136V137H125ZM143 136V137H142ZM211 136H213V137H211ZM22 137V138H21ZM49 137V141H50V139L52 140V139H54L53 137L52 138H50ZM93 137H95V139H97V141H95V139H92ZM97 137V138H96ZM99 137L102 139V141H105L106 139V142H101V140L99 141ZM116 137V138H115ZM121 137V138H120ZM164 137V138H163ZM169 137V138H168ZM181 137V138H180ZM214 137H215V139H214ZM10 138H11V136H10ZM12 138H13V136H12ZM29 138V139H30ZM112 138H114V139H112ZM127 138V139H126ZM128 138L130 139V140H128ZM138 138V139H137ZM142 138V139H141ZM152 138V139H151ZM166 138H167V141L168 142H170L169 144H167L168 142L166 141ZM23 139H25V140H23ZM73 139V141L71 142V140ZM125 141H124V140ZM135 139V140H134ZM155 139V140H154ZM177 139V140H176ZM214 139V141H212ZM65 140V141H64ZM111 140V141H110ZM113 140H115V141H113ZM143 140V142L141 143V141ZM180 140V141H179ZM206 140V141H205ZM24 141V142H23ZM48 141V142H49ZM66 142V143H64V142ZM78 142V146H77V142ZM87 141V142H86ZM108 141H109V143H108ZM113 141V142H112ZM123 141V142H122ZM129 141V142H128ZM138 143H137V142ZM165 141V142H164ZM172 141H174V142H172ZM194 141V142H193ZM27 142V143H26ZM52 142H54L53 140L52 141H50V144H52V146L50 147V149H53V148H55V147H53L56 143H54V145H53V143ZM63 144H62V143ZM97 143V146L94 144V143ZM101 142V143H100ZM115 142V143H114ZM155 142V143H154ZM167 142V143H166ZM210 142V143H209ZM216 142H218V143H216ZM24 143H26L25 145H24ZM30 143V144H29ZM107 143H108V145H107ZM29 146H31V144H32V146L31 147H29L28 148V145ZM61 144V145H60ZM75 144H76V146H75ZM99 144V145H98ZM100 144L101 145H103V146H101L100 147ZM127 144V145H126ZM133 144H137V147H135V148H140V149H135L132 145ZM143 145V147L141 148L140 147V145ZM145 144V145H144ZM191 144V145H190ZM197 144H199V145H197ZM24 146V148H23V146ZM116 145V146H115ZM141 145V146H142ZM180 145V146H179ZM195 145V146H194ZM212 145V144H211ZM210 145V146H211ZM25 146H27V147H25ZM67 146H69L70 147V149H69V147H67ZM133 148H132V147ZM194 146V147H193ZM218 146V145H217ZM216 146V147H217ZM64 148H68V150L66 149H64L66 152H64V150L62 151V152H64V154L66 153L67 154V151L69 152V153H71L70 151H76V149L75 150H72L71 148V145H68V144H66V147L65 146H63ZM80 147V146H79ZM127 147H130V148H132L131 150H130V152H132V154L130 153L129 154V148H127ZM145 147V148H144ZM153 149H158V151H159V155L157 156V158L156 157H153V156H155L154 154L152 155L151 153H153L152 152V148ZM155 147V148H154ZM165 147V148H164ZM179 147H180V149H179ZM103 148V149H102ZM150 148V149H149ZM194 149L195 151L196 150H198V149ZM28 149V150H27ZM56 148L55 149H53V150H57ZM98 149V150H99ZM135 149V150H134ZM145 149V150H144ZM149 149V150H148ZM152 149V150H151ZM187 149V150H186ZM189 149L191 150L190 152H188L189 151ZM23 151V152H26V151ZM70 150V151H69ZM139 150H141V153L139 154V152L138 151ZM144 150V151H143ZM146 150H147V152L152 156V157H149L150 155H147V153H146ZM180 150V151H179ZM193 150V151H194ZM61 151H56V152H58V154L60 153L61 155L60 156H57V160L56 161H58V164L60 165L61 163H66L68 160H69V158L71 157V159H75L76 158V156H77V160L79 159V158H81L80 157V153L81 152H79V153H75V152H72L71 153V155L73 154L74 156H75V158H74V156H73V158H72V156L70 155V157H67V161H64V159L66 160V158L65 157H63L64 156V154L62 155V153H61ZM81 151V150H80ZM100 150H99V152H101ZM134 151V152H133ZM136 151H137V153H136ZM143 151V152H142ZM150 151H151V153H150ZM182 151V152H181ZM195 151H194V153H195ZM225 151H227V150H225ZM145 152V153H144ZM186 152H188V154L186 153ZM32 153V152H31ZM75 153V154H74ZM102 153V152H101ZM128 153V154H127ZM135 155H137V156H142V158H143V156H147L148 157V159H149V161L146 159V160H144V161H147V162H144L143 164H140V163H138V165H139V167H138V165H137V167H135V164L134 163H136V161L134 162L133 160H134V154ZM142 153H144V154H142ZM161 153H164L163 154V156H162V154ZM173 153V154H172ZM175 153V154H174ZM29 154V153H28ZM57 154V155H58ZM107 154V155H106ZM142 154V155H141ZM161 154V155H160ZM183 154V155H182ZM229 153H227V155H228ZM56 155V154H55ZM112 155V156H111ZM130 155H132V157H130ZM178 155V156H177ZM62 156V157H61ZM67 156H69V154L67 155ZM176 156V157H175ZM182 156H188V157H182ZM194 156H197V155H195L194 154ZM62 158V159H60V158ZM118 157V158H117ZM121 157V158H120ZM145 157H144V159H145ZM146 157V158H147ZM229 157H230V155H229ZM112 158V159H111ZM117 158V159H116ZM128 158H130L131 160H129ZM160 158V159H159ZM184 158V159H183ZM18 159V158H17ZM59 159V160H58ZM110 159V160H109ZM128 159V161H126V160ZM153 159V160H152ZM177 159H178V162H177ZM180 159H183V160H181L180 161V163H179V160ZM63 160V161H62ZM76 160V159H75ZM106 160V161H105ZM109 160V161H108ZM125 162H124V161ZM61 161V162H60ZM100 161V162H99ZM101 161L103 162V163H101ZM115 161V162H114ZM107 162V163H106ZM128 162V163H127ZM131 164H130V163ZM134 162V163H133ZM153 162V163H152ZM173 162V163H172ZM176 163V165H177V167H175L176 165H175V163ZM245 162L246 161H244V162H242V164L240 165V166H238V168H236V170H238L237 172H239L240 171V173H245V174H251L252 172H253V168H254V166H253V168H250L252 165L250 164V165H246L245 164ZM100 163V164H99ZM112 163V164H111ZM116 163V164H115ZM166 163V164H165ZM171 163V164H170ZM184 163H186V161L184 162ZM245 165H244V164ZM249 163V162H248ZM98 164V165H97ZM116 166H115V165ZM128 164L129 165H131V166H128ZM146 164V165H145ZM186 164H188V165H190L189 163H186ZM57 165V164H56ZM141 165H145L146 167L145 168H143ZM148 165V166H147ZM179 165L181 166V167H179ZM185 165V164H184ZM243 165V166H242ZM120 166V167H119ZM132 166H134V167H132ZM174 166V167H173ZM247 166V167H246ZM249 166V167H248ZM92 167V168H91ZM132 167V168H131ZM142 167V168H141ZM166 167V168H165ZM173 167V168H172ZM181 168V170L179 169V168ZM183 167H185L184 169L185 170H183ZM240 167H242V168H240ZM94 168V169H93ZM168 168V169H167ZM170 168V169H169ZM244 168H246L245 170H244ZM131 169V170H130ZM139 169V170H138ZM165 169H167V170H165ZM176 169V170H175ZM249 169V170H248ZM97 170V169H96ZM120 170V171H119ZM121 170H122V172H121ZM147 170V172H145V171ZM161 170V171H160ZM123 171L125 172L126 171V173H124L123 174ZM143 172L144 171V175L143 174H141L140 172ZM252 171V172H251ZM162 172V173H161ZM146 173V174H145ZM148 173V174H147ZM174 173V174H173ZM162 174V175H161ZM126 176V177H127ZM140 176H141V178H140ZM170 176V177H169ZM133 178V177H132ZM166 178V179H165ZM177 178V177H176ZM168 179V180H167ZM178 179V178H177ZM151 181V182H150ZM177 181V180H176ZM169 182V183H170ZM62 184V183H61ZM64 184L66 185V187H67V183H66V181L64 182ZM63 184V187H65V185ZM143 184V185H142ZM149 184V185H148ZM152 184V185H151ZM154 184V185H153ZM178 184V183H177ZM173 185V186H176V187H179L178 185ZM126 185V186H125ZM151 185V186H150ZM170 185H171V183H170ZM150 186V187H149ZM168 186V187H167ZM65 187V188H66ZM147 187V188H146ZM157 187V188H156ZM172 187V186H171ZM65 188H62V189H65ZM143 188V189H142ZM149 188H151V189H149ZM156 188V189H155ZM147 189H149V190H147ZM162 190V191H161ZM164 190V191H163ZM166 190V191H165ZM252 190V189H251ZM250 190V191H251ZM65 191V190H64ZM157 191H160V193L159 192H157ZM59 193H60V195H59V193H57L58 195H56L55 194V196H54V198L52 197V202L53 203H55V205H53V207H54V214H53V216H55L56 214V216L54 217V220L56 221L55 223L58 225V226H61V228L59 227V230L61 229V233H63V235L62 234H59L60 235V237H58V238H60V240L62 239L63 240V243H64V241L65 242H67L68 240H70V244H74V243H77V241H78V243L79 242H81L80 243V246L77 248V251H74V254H78V251H80V252H83L82 254H83V256H82V259H83V263L84 264H92V262H96L97 260H102V262L100 261V262H98L97 264H99V263H101V264H117L118 262L120 263V262H122V264L124 263V264H135V263H137L135 260H133V259H136L134 256H136V253H133V251L132 250H134V249H132V248H134V247H130V249H129V246L127 245V246H124V244L122 245V244H120V246H118V247H116L114 244H111V241H110V243L108 244H106V241L104 242V244L103 245H100L99 243H93V241H91V240H89L88 242H87V240H86V243H89V244H87L86 245V243H85V241H84V243H83V241H82V237L81 236H73V234L71 235V234H68V233H66L67 232V230H66V225L64 224V222L63 221H61V220H59V218L58 219H56V217L60 214V212L61 213H63V212H65V211H62V210H65L66 208H67V206H66V203H67V205L69 204V203H73V202H75V201H77V200H74L73 199V197H70V196H68V194H66V192L65 193H63V191H58ZM165 192V193H164ZM141 193V194H140ZM147 193V194H148ZM156 193H158L157 195L159 196V199H158V196L156 195ZM162 193V194H161ZM164 193V194H163ZM167 193V194H166ZM259 193V194H258ZM64 194V195H63ZM133 195L134 196V198H133V196H131V195ZM159 194H161V195H163V196H161V195H159ZM166 194V195H165ZM262 196H263V198H262ZM57 197L59 198V199H61V197L64 199V200H59V199H57ZM65 197V198H64ZM70 197V198H69ZM157 197V198H156ZM51 198V197H50ZM133 198V199H132ZM165 198H167V199H165ZM253 198H255V199H253V202H254V206H256V203H257V201L259 200V203L260 202H263L264 201V191H258V192H256V195H255V197H253ZM124 199V200H123ZM130 199H132V200H130ZM182 198H180V200H181ZM258 199V200H257ZM58 200H59V202H58ZM73 200V201H72ZM117 200V201H116ZM164 200V201H163ZM180 200H177L178 202L180 201ZM254 200H257L256 202L254 201ZM63 201V202H62ZM65 201H68V202H65ZM176 201V200H175ZM176 201V202H177ZM183 201H185L184 200V198H183ZM57 202V203H56ZM63 203V205L62 206H64L63 208H62V206H61V204ZM65 202V203H64ZM170 202H172V203H170ZM177 202V203H178ZM180 202H182V201H180ZM60 205H59V204ZM77 203V205H80L79 207H82V202L80 201V202H76ZM79 203V204H78ZM81 203V204H80ZM118 203V204H117ZM120 203V204H119ZM133 203V202H132ZM164 203V204H163ZM170 203V204H169ZM127 204H128V202H127ZM174 205H176V203L174 202L173 203ZM59 205V206H58ZM69 205H71V204H69ZM168 206V207H169ZM56 207V208H55ZM104 208H102V209H104ZM170 208V207H169ZM62 209V210H61ZM58 212H57V211ZM171 211H173L172 209H171ZM57 212V213H56ZM156 213V214H155ZM152 212V211H150V212H148L147 213V215H146V217L144 216V219L142 220L141 218H139V217H136V216H134V219H135V221L132 219L131 220V223L133 224V225H137L136 227H135V232L132 234V236L134 237V238H132L131 239V241H135V243L137 244V245H139V246H144V247H146L147 245H149V247L147 246V250L149 251V253H150V258H151V260H153V262H156V260L157 259H154V258H167V257H169V258H171L172 256H169V255H171L172 253H167V251H164V249H163V247L162 248H160V246H158L157 247V241H159V239H160V234L158 233L159 231H160V227H159V224H157V225H155L154 224V222L153 223H151L152 221H155V222H159V220L161 219L160 217H161V215H160V217H158L157 216V214H158V212ZM180 212L178 211H175L174 212V216H178V218L179 219H181V220H183V221H180L181 222V225L182 226H180L179 224H180V222H179V224H176V223H178V221H179V219L178 218H176V221H177V219H178V221L175 223V220L173 219V218H175V217H173L172 218V216H171V218H172V221L174 222V227H178V225L180 226V227H178V228H176V231L178 230L179 231V233H181V232H185L186 231V224H187V219L184 217V216H181L180 214H179ZM170 214H172V212L170 213ZM153 217H152V216ZM156 215V216H155ZM159 215V214H158ZM173 215V214H172ZM155 216V217H154ZM176 216V217H177ZM258 216H260L261 217V219H263L262 218V216H264V215H258ZM137 218H139V219H137ZM147 218V219H146ZM160 218V219H159ZM151 219V220H150ZM162 219L164 220V217H162ZM59 220V221H58ZM149 220V221H148ZM158 220V221H157ZM60 221L62 222V224H60ZM138 221V222H137ZM146 221V222H145ZM162 221V220H161ZM150 222V223H149ZM183 222V223H182ZM138 223V224H137ZM141 223V224H140ZM144 223V224H143ZM70 224H72L73 225V222L71 223L70 222ZM147 224H149V226L147 225ZM153 224V225H152ZM155 225V226H154ZM2 226H3V228H2ZM2 226H0L1 228H0V247L2 246V244H4L3 245V249H5L4 247H8V249H9V251L7 250V249H5L4 251L5 252H8L7 254H8V257L10 258V259H13V261L14 260H18V261H16L17 262V264L19 263V264H27V262L25 263V261H28L29 260V262L31 263V262H33V264L34 263H39L40 262V258L39 257H41L42 255H40V256H36L37 258H35V255H37V254H35V253H30L31 251L30 250H32V249H37L38 247L35 245V244H37V242L38 241H34V242H32L31 243V240L29 241V239H27V237L25 236V235H20L19 236V234L18 235H16L15 236V234L14 233H16V229H14L13 227L11 228V227H9V225H2ZM7 226V228H5L4 229V227H6ZM87 225L86 224H84V222H81V224L78 226V228L79 229H85L84 227H86ZM139 226H141V227H139ZM151 226V227H150ZM153 226V227H152ZM161 226V225H160ZM183 226H185V228L183 227ZM9 227V228H8ZM63 227V228H62ZM69 227V226H68ZM71 227V226H70ZM145 227H148L149 228V230L147 231H145ZM184 229H183V228ZM137 228V229H136ZM179 228H180V230H179ZM182 228V229H181ZM4 229V230H3ZM8 229V230H7ZM10 229V230H9ZM12 229V230H11ZM152 229H154V230H152ZM157 229L159 230V231H157ZM62 230H64V231H62ZM136 230H138V231H136ZM152 230V231H151ZM183 230V231H182ZM7 231H9L11 234L13 233V231H15L13 234H14V236L16 237V240H15V238H14V236H13V234L11 235L9 232H7ZM12 231V232H11ZM66 231V232H65ZM151 231V232H150ZM60 232V231H59ZM154 232V233H153ZM187 232V231H186ZM2 233V234H1ZM8 233H9V235L10 236H8ZM18 233V232H17ZM16 233V234H17ZM131 233V232H130ZM150 233L151 235H153V236H150V234L148 235V234ZM153 233V234H152ZM7 234V235H6ZM156 234V235H155ZM2 235H4V236H2ZM141 235V236H140ZM148 235V236H147ZM233 235V234H232ZM13 237V239L15 240V242H14V240L12 239V237ZM69 237V238H67V237ZM71 236V237H70ZM131 236V237H132ZM147 236V237H146ZM18 237V238H17ZM19 237H22L23 239H24V237H25V239L23 240V242H22V238H20V241H17V240H19ZM145 237V238H144ZM156 237V238H155ZM229 240H231V238H235V236H233V237H231V234H230V232H229ZM66 238V239H65ZM71 238V239H70ZM154 238V239H153ZM158 238V239H157ZM233 238V240L234 241H236L237 240V238H235L234 239ZM4 239V240H3ZM10 239H11V241H12V243L15 245H13L14 247V249H18L20 252L18 253V250H17V252H16V250H14L13 248H11L12 247V243L10 242ZM134 239V240H133ZM142 239V240H141ZM148 239V240H147ZM7 240V241H6ZM61 240V241H62ZM67 240V241H66ZM80 240V241H79ZM6 241V242H5ZM33 241V240H32ZM60 241V243H59V245L61 246H63V243ZM130 241V242H131ZM151 241V242H150ZM154 241V242H153ZM233 241V243L236 245V242H234ZM9 242H10V244H9ZM28 242H30V245H28ZM73 242V243H72ZM108 242V241H107ZM152 242H153V244H152ZM232 242V241H231ZM7 243V244H6ZM19 244L18 246H19V248H18V246L16 247V244ZM83 243V244H82ZM140 243V244H139ZM151 243V244H150ZM156 243V244H155ZM11 246L10 248H9V245ZM32 244V245H31ZM37 247H32V246H34V245ZM92 244V245H91ZM107 245V247L109 246L110 248V250L108 249V248H106L105 246ZM130 244V243H129ZM234 244L232 245V243H231V245L232 246H234ZM40 248H41V250L43 249V251H44V253H47L48 252V250H46L45 248H43V245L41 244V243H39L38 242V244H37ZM94 245V246H93ZM105 245V246H104ZM156 245V246H155ZM230 245V243H229V249H231V251L230 252H232V250H233V247ZM31 246V248L28 250V248ZM59 246V248H61ZM122 246V247H121ZM23 247V248H22ZM25 247V248H24ZM64 247V246H63ZM92 247V248H91ZM236 247V246H235ZM1 248V249H2ZM40 248H38V250L43 254V256L42 257H46V254H44L43 253V251H41L40 250ZM87 248V249H86ZM90 248L93 250V251H89L90 250ZM106 248V249H105ZM158 248H160V250L158 249ZM0 249V250H1ZM24 251H23V250ZM79 249V250H78ZM105 249V250H104ZM162 249V250H161ZM22 250V251H21ZM26 250H28V252L26 251ZM60 250V251H59ZM83 250H85V251H83ZM88 250V251H87ZM104 250V251H103ZM2 251V250H1ZM47 251V252H46ZM62 251H64L62 248L61 249H58L57 250V252H55L56 253V255H57V253H58V255L57 256H55V253H54V255L52 254V256L53 257H56V258H63L62 257V255H63V253H62ZM96 251V252H95ZM111 251V252H110ZM162 251H163V253H167L168 255H167V257H166V255L164 254L163 255V253H162ZM14 254V256H13V254ZM24 252H25V254H24ZM61 252V253H60ZM76 252V253H75ZM102 252V253H101ZM110 252V254H108ZM115 252V253H114ZM118 252V253H117ZM120 252V253H119ZM127 252V253H126ZM160 252V253H159ZM229 252V254H231ZM12 255H11V254ZM18 253V255L20 256V255H22V256H16V254ZM49 253V252H48ZM84 253H85V255H84ZM97 253V254H96ZM107 253V255L108 256H106L105 254ZM111 253H112V255L113 254H118L119 256H120V258H118V257H116V259L114 260V259H109V257L111 256ZM156 253V254H155ZM159 253V254H158ZM162 253V254H161ZM26 254H27V256H26ZM50 254V253H49ZM50 254V255H51ZM90 254V255H89ZM100 254V255H99ZM122 254V255H121ZM131 254V255H130ZM161 254V255H160ZM216 254V253H215ZM34 256V258H33V256ZM45 255V256H44ZM49 255V256H50ZM88 255V256H87ZM105 255V256H104ZM133 255V256H132ZM152 255V256H151ZM155 255V256H154ZM23 256H25V257H23ZM84 256H86V257H84ZM101 257V259H100V257ZM154 256V257H153ZM164 256V257H163ZM16 257H18V258H20V260L22 261H20L18 258H16ZM26 257H27V260H26ZM29 257H31V259H32V261L29 259ZM102 257H103V259H102ZM104 257H106V259L104 258ZM132 257V258H131ZM16 258V259H15ZM39 258V259H38ZM98 258V259H97ZM111 258V257H110ZM168 258V259H169ZM36 259V260H35ZM77 259H78V257H77ZM95 259V261H93ZM120 259V260H119ZM123 259V260H122ZM126 259V260H125ZM25 260V261H24ZM34 260V261H33ZM91 260H92V262H91ZM104 260H106V262H104ZM133 260V261H132ZM12 261V260H11ZM20 261V262H19ZM108 261V262H107ZM118 261V262H117ZM124 261H126V262H124ZM15 262V261H14ZM13 262V263H14ZM167 262H168V260H167ZM16 264V263H15Z\"/></svg>",
    "mask_w": 264,
    "mask_h": 264
}]
</instances>
